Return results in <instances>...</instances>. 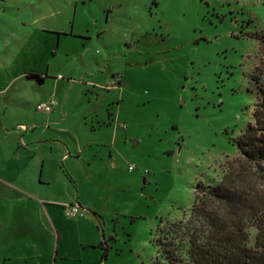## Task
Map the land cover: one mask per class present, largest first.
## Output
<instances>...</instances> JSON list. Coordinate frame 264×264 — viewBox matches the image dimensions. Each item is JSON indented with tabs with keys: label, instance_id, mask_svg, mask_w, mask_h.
I'll return each instance as SVG.
<instances>
[{
	"label": "rangeland",
	"instance_id": "rangeland-1",
	"mask_svg": "<svg viewBox=\"0 0 264 264\" xmlns=\"http://www.w3.org/2000/svg\"><path fill=\"white\" fill-rule=\"evenodd\" d=\"M263 43L264 0H0V264L28 224L39 264L54 228L57 264H158L159 221L186 219L239 154ZM50 98L54 114L35 109ZM41 128L57 140L42 158ZM26 193L62 203L38 209ZM75 202L84 211L71 217ZM100 240L102 261V247L80 246ZM14 250L5 264H25Z\"/></svg>",
	"mask_w": 264,
	"mask_h": 264
},
{
	"label": "trees",
	"instance_id": "trees-1",
	"mask_svg": "<svg viewBox=\"0 0 264 264\" xmlns=\"http://www.w3.org/2000/svg\"><path fill=\"white\" fill-rule=\"evenodd\" d=\"M252 78L258 95L253 121L237 140L239 154L226 161L217 183L199 186L186 219L159 221L158 264H264V81ZM101 246L102 261L107 242Z\"/></svg>",
	"mask_w": 264,
	"mask_h": 264
},
{
	"label": "crops",
	"instance_id": "crops-1",
	"mask_svg": "<svg viewBox=\"0 0 264 264\" xmlns=\"http://www.w3.org/2000/svg\"><path fill=\"white\" fill-rule=\"evenodd\" d=\"M56 112V108L53 109V111H51L50 113H48L47 116H50L52 114H54ZM22 129V127L20 128V130ZM28 130L26 129V131H24V136H29L30 134L27 132ZM47 130L44 129V128H41L39 129L37 132H34V134H32V138H36V147H38V154L40 155V149H41V145L40 144H44V146H48L50 148L49 152L50 153H54L55 150L54 147L56 146V143H57V140L56 139H52L50 134L46 133ZM65 147L60 146V151H61V158L64 159L65 157H67L68 154H70V150L69 149H64ZM27 150L28 148H21L19 147L18 149H16V152L17 154L22 153L24 150ZM85 150V149H84ZM82 154V152H81ZM41 156V155H40ZM42 158V156H41ZM26 171V169L24 170ZM42 174H43V169H42ZM36 176V175H34ZM43 176V175H42ZM39 177L38 181L39 182H36V185H41V186H38V187H43V186H46L48 185L49 181L48 180H44L43 178ZM17 199H22V200H28V201H32L34 202L36 205V207L39 209H41V204L43 205H50V206H56V205H59L62 203V201H59V200H55L54 198L50 197V196H43L42 194H34V193H26L24 195V197H17ZM71 203L69 204H66V205H61L63 207L65 206H68L70 205ZM84 211V209H83ZM93 214L95 215L96 213L93 212ZM32 224H28L25 228H19L17 229L16 231H24L26 230L27 233H28V238L26 239V241H21V242H17L16 239L19 237V235H15L14 238L16 239H12L10 242H9V248L12 249V250H9L8 251V254H7V258H4V261L6 262L7 260H9L10 262H12L14 259H15V250H14V247L18 248L20 246H22L26 252L28 254H25L24 257H21L23 263L25 264H39V257H38V241L37 239L34 238V235H35V231L32 229ZM4 229V228H2ZM8 231V230H7ZM12 232L15 231V229L11 230ZM53 236L56 237V247H55V250L54 252L50 250V253L47 257V261H49V264H51V257H53V264H57L58 261H62L63 258L62 257H65L63 253H60L59 252V244H60V241L62 239V235L60 233V230L57 228L53 229ZM23 235V234H21ZM20 235V236H21ZM99 243H101V240L98 241ZM107 242V246H108V252H109V248H110V244H108V240H106ZM11 243V244H10ZM98 245H95V243H80V246L83 248V250H87V249H92L94 247H99L98 248V254H100V249H101V244ZM10 245H13V246H10ZM102 250H103V247H102ZM107 256H108V253H107ZM19 259V258H18ZM20 259V260H21ZM60 259V260H58ZM107 259V257H106ZM4 262V264H5ZM82 262V261H81Z\"/></svg>",
	"mask_w": 264,
	"mask_h": 264
},
{
	"label": "built area",
	"instance_id": "built-area-1",
	"mask_svg": "<svg viewBox=\"0 0 264 264\" xmlns=\"http://www.w3.org/2000/svg\"><path fill=\"white\" fill-rule=\"evenodd\" d=\"M55 105L56 102L52 98H50L49 101L37 104L35 106V109L42 113H50L55 108ZM82 210L83 208H81V206L77 202H75L73 204L68 205L67 214L71 217H76L78 215H81Z\"/></svg>",
	"mask_w": 264,
	"mask_h": 264
},
{
	"label": "water",
	"instance_id": "water-1",
	"mask_svg": "<svg viewBox=\"0 0 264 264\" xmlns=\"http://www.w3.org/2000/svg\"><path fill=\"white\" fill-rule=\"evenodd\" d=\"M27 79L35 80L38 84L42 83V78L39 77L38 75H29L27 76Z\"/></svg>",
	"mask_w": 264,
	"mask_h": 264
}]
</instances>
